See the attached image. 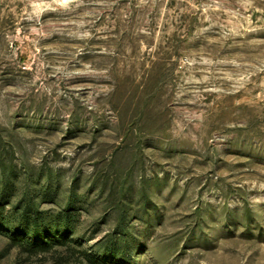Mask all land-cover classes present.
Returning <instances> with one entry per match:
<instances>
[{"label":"rangeland","instance_id":"1","mask_svg":"<svg viewBox=\"0 0 264 264\" xmlns=\"http://www.w3.org/2000/svg\"><path fill=\"white\" fill-rule=\"evenodd\" d=\"M117 228L140 264H264V0H0V264Z\"/></svg>","mask_w":264,"mask_h":264},{"label":"trees","instance_id":"2","mask_svg":"<svg viewBox=\"0 0 264 264\" xmlns=\"http://www.w3.org/2000/svg\"><path fill=\"white\" fill-rule=\"evenodd\" d=\"M26 210L22 211V215L25 214ZM118 222L120 225L121 221ZM27 235L13 231L10 234V245L21 247L22 250L28 252L47 251L49 248L63 245L67 239V235L59 233L57 226L52 228L50 233H47L44 237L32 235L31 238L26 239ZM132 248H135V246H129L127 236L117 228L114 229L113 235L108 234L99 237L93 243L90 252L83 250L82 258L80 257L76 264H122L124 256H127L126 260H130L128 264H140L136 260L138 252L131 251L130 257L127 253H124L125 249L129 252Z\"/></svg>","mask_w":264,"mask_h":264}]
</instances>
